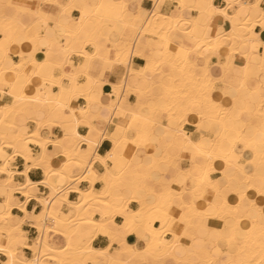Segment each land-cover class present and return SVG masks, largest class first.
I'll return each mask as SVG.
<instances>
[{
	"label": "snow or ice",
	"instance_id": "6c2138e0",
	"mask_svg": "<svg viewBox=\"0 0 264 264\" xmlns=\"http://www.w3.org/2000/svg\"><path fill=\"white\" fill-rule=\"evenodd\" d=\"M0 264H264V0H0Z\"/></svg>",
	"mask_w": 264,
	"mask_h": 264
}]
</instances>
